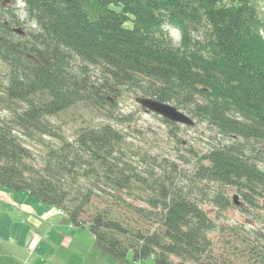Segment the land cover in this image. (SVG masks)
Here are the masks:
<instances>
[{"label":"trees","instance_id":"1","mask_svg":"<svg viewBox=\"0 0 264 264\" xmlns=\"http://www.w3.org/2000/svg\"><path fill=\"white\" fill-rule=\"evenodd\" d=\"M263 10L264 0H0V94L12 112L0 118V189L86 227L111 264H129L128 255L135 263L217 264L210 234L218 227L204 207L227 210L233 188L258 209L251 198L264 190ZM23 23L27 30L17 28ZM131 89L217 133L201 157L187 150L197 157L192 175L166 159L163 172L142 170L111 125L68 139L50 121L79 106L111 113ZM29 141L44 147L37 159ZM96 191L158 227L136 229L110 205L86 217ZM122 192L157 212L127 204ZM257 238L256 264H264V233ZM0 264H20L1 242Z\"/></svg>","mask_w":264,"mask_h":264},{"label":"rangeland","instance_id":"2","mask_svg":"<svg viewBox=\"0 0 264 264\" xmlns=\"http://www.w3.org/2000/svg\"><path fill=\"white\" fill-rule=\"evenodd\" d=\"M5 6L12 4L5 3ZM6 8V7H5ZM15 13L24 22L25 14L22 6H18ZM264 11V10H263ZM1 13V11H0ZM27 23L17 27L27 30ZM6 71L0 63V82L2 74ZM1 91V87H0ZM122 95L115 100L116 105L107 111L96 112L91 108L79 106L71 108L57 117L51 123L58 128V132L68 139H72L75 131L82 127L111 125L122 131L125 136L127 148L139 161L140 168L155 174L163 172L159 166L166 167L163 159L172 161L178 171L192 175L196 169V159L187 154L192 150L198 157L205 154L213 139H218L217 133L208 128L204 123L193 120L194 126H172L163 122V119L147 112L134 100L137 96L134 89L121 91ZM0 118L12 114L5 107L4 98L0 94ZM170 104V103H169ZM174 106L173 104H170ZM127 118L125 123L123 120ZM218 136V137H217ZM45 142H51L43 138ZM54 141V140H53ZM55 142V141H54ZM216 143V142H215ZM30 151L36 159L44 152V147L35 141L27 142ZM264 157V144L257 145ZM264 172V164L259 166ZM227 196L231 207L223 212L216 208L204 207L213 219H216L217 231L210 234L213 242V254L217 264H256L260 259L258 249L262 241L257 238V233H264V190L261 196L251 198L256 201L258 209H253L245 197L236 189L227 188ZM106 193V192H105ZM112 195V194H111ZM121 199L127 204L137 208L156 213L157 210L147 205L143 196H132L120 193ZM235 199V200H234ZM113 208L136 229L153 231L158 223L152 216L143 218L140 213H135L125 207L115 204L106 194L96 191L92 198V206L86 210V217L92 215L96 208L106 206ZM21 206L20 209L15 208ZM219 215V219L216 218ZM64 216L59 215L55 209H47L27 196L26 193H8L0 189V239L6 244L9 253L20 264H111L106 259L96 254L93 248V239L87 228L69 229L63 223ZM129 264H136L128 255ZM139 264H154L149 259Z\"/></svg>","mask_w":264,"mask_h":264},{"label":"water","instance_id":"3","mask_svg":"<svg viewBox=\"0 0 264 264\" xmlns=\"http://www.w3.org/2000/svg\"><path fill=\"white\" fill-rule=\"evenodd\" d=\"M17 32L20 33L19 30H17ZM135 102L147 112L158 115L171 123L181 124L188 127L194 125L193 121L188 116L169 104L161 103L154 99L140 97L136 98Z\"/></svg>","mask_w":264,"mask_h":264}]
</instances>
